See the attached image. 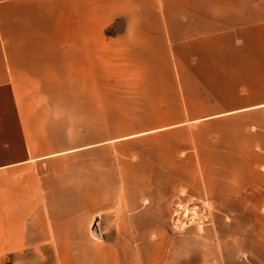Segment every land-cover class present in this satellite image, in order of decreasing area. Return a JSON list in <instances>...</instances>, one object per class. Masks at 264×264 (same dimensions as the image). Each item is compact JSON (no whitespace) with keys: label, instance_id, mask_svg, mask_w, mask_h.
I'll list each match as a JSON object with an SVG mask.
<instances>
[{"label":"crops","instance_id":"crops-1","mask_svg":"<svg viewBox=\"0 0 264 264\" xmlns=\"http://www.w3.org/2000/svg\"><path fill=\"white\" fill-rule=\"evenodd\" d=\"M105 96L114 107L146 100L141 114L152 118L126 131L187 128L195 141L207 125V154L192 161L207 164L218 258L264 264V0H0V212H15L0 217V264L72 259L95 218L113 222L97 242L100 264L151 263L152 224L169 227L173 193L160 214L147 193L105 204ZM74 156L95 166V189H46L61 178L57 164L73 176Z\"/></svg>","mask_w":264,"mask_h":264},{"label":"rangeland","instance_id":"rangeland-1","mask_svg":"<svg viewBox=\"0 0 264 264\" xmlns=\"http://www.w3.org/2000/svg\"><path fill=\"white\" fill-rule=\"evenodd\" d=\"M170 1V0H169ZM179 1V0H178ZM181 1V0H180ZM184 4L189 0H182ZM111 96H105L104 131L103 135V182L105 204L120 196L127 198L130 193L133 203L138 204L147 193L146 197L152 200L153 213H161V205L169 192H172L169 214V227H162L161 223L153 222V230L158 229V234L152 233L153 242L148 244L152 252L150 264H176V260L191 261L195 257L198 264H224L221 256L223 244L212 242L213 236H209V224L212 223V207L208 204L206 196V180L203 178V170L206 171V163H199L197 153L207 154V125L196 128V139L186 128L183 130L171 129L167 131L139 132L126 131V127L143 126L142 121L152 118L150 115H142L147 107L140 104L146 100L133 99L131 106H112ZM114 111L123 113L114 114ZM126 112V113H124ZM200 125V124H197ZM124 128V129H123ZM80 132L73 131V143L80 142ZM194 134V133H193ZM195 138V137H194ZM78 154V153H76ZM184 155V162H177L178 156ZM99 156V153H98ZM193 158V159H192ZM57 171H61V178L45 179L46 189L63 192L66 182L72 183L74 192L82 187L85 195L96 187V168L89 161H82L79 156H74L72 162L73 176L70 171L65 172L64 164H57ZM40 171V169H39ZM58 174V173H57ZM182 175L177 179L176 175ZM66 175L67 178H64ZM70 176V177H69ZM183 181V183H182ZM12 183L16 179L11 180ZM194 191L196 193H194ZM15 189L6 188L3 197L15 198ZM15 212H0V217L6 218ZM213 225V223H212ZM113 222L108 219H93L89 226V236L93 240L74 244L72 259L40 260V264H100L97 259V242L102 240L104 232H110ZM7 230V228H1ZM211 234V233H210ZM10 235V237H14ZM5 240L8 235L0 234ZM177 240V241H176ZM8 245L7 242L0 246ZM12 244V243H11ZM9 243V246L11 245ZM127 243H118L114 246L105 243L104 250H128ZM136 251H143L144 244H134ZM178 245V250H177ZM132 248V247H131ZM183 250V259L176 252ZM214 254L217 257L214 259ZM138 255V254H137ZM98 260V261H97ZM115 259H104V264L115 262ZM137 264H144L142 258H136ZM26 264H34L33 260H27Z\"/></svg>","mask_w":264,"mask_h":264}]
</instances>
